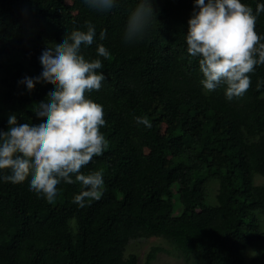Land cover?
<instances>
[{
    "label": "trees",
    "instance_id": "trees-1",
    "mask_svg": "<svg viewBox=\"0 0 264 264\" xmlns=\"http://www.w3.org/2000/svg\"><path fill=\"white\" fill-rule=\"evenodd\" d=\"M241 2L255 10L264 0ZM138 3L117 0L102 13L84 0H0V129L11 114L46 119L34 109L54 85L29 92L18 81L38 76L42 51L90 22L96 38L81 52L103 63V86L88 95L103 106L109 142L82 169L104 178L102 198L84 207L74 202L78 182L61 183L50 203L28 180L0 179V264H142L129 248L152 237L143 264L163 252L189 264H264V65L242 98L228 100L223 85L207 92L199 58L187 52L194 0H154L145 37L125 43ZM255 30L264 36V13ZM99 44L110 60L97 56ZM177 202L183 210L174 214Z\"/></svg>",
    "mask_w": 264,
    "mask_h": 264
},
{
    "label": "clouds",
    "instance_id": "clouds-1",
    "mask_svg": "<svg viewBox=\"0 0 264 264\" xmlns=\"http://www.w3.org/2000/svg\"><path fill=\"white\" fill-rule=\"evenodd\" d=\"M84 2L102 13L117 5V0ZM194 4L186 44L188 54L199 58L203 89L212 92L223 85L228 100L242 98L251 87V74L264 65V36L255 30L264 3L257 4L255 10L241 0H194ZM154 18V0H139L125 26L124 42L142 40ZM84 29L66 32L61 42L45 48L39 57L42 72L18 81L29 92L37 83L54 85L46 100L34 109L38 119H46L36 124L20 123L11 114L8 130L0 129V172L5 173L0 179L13 184L28 180L30 191L50 203L61 183L78 182L83 187L74 202L81 207L86 200L98 201L103 196L102 171L84 174L82 169L109 146L101 131L106 124L103 106L88 95L103 86L105 76L99 71L103 63L99 58L87 59L81 52L82 46L94 43L96 29L90 22ZM105 36L106 30H102L100 39ZM96 53L112 58L103 44L97 46ZM136 120L151 127L146 118Z\"/></svg>",
    "mask_w": 264,
    "mask_h": 264
},
{
    "label": "rangeland",
    "instance_id": "rangeland-1",
    "mask_svg": "<svg viewBox=\"0 0 264 264\" xmlns=\"http://www.w3.org/2000/svg\"><path fill=\"white\" fill-rule=\"evenodd\" d=\"M262 179V178H261ZM263 180V179H262ZM177 200V196L175 197ZM182 207L177 202L175 204L174 214H179L182 211ZM159 240L156 237L148 238V239H139L134 242L133 245L130 246L129 252H136L140 256L142 260V264L145 261L146 254L150 250L151 246ZM154 264H189V262L184 257H178L177 255H172L169 253H161Z\"/></svg>",
    "mask_w": 264,
    "mask_h": 264
}]
</instances>
